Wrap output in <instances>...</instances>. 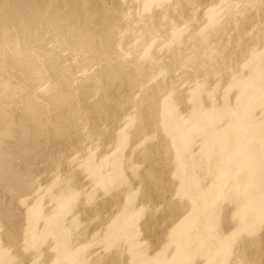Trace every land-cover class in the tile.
Returning <instances> with one entry per match:
<instances>
[{
    "label": "bare ground",
    "instance_id": "bare-ground-1",
    "mask_svg": "<svg viewBox=\"0 0 264 264\" xmlns=\"http://www.w3.org/2000/svg\"><path fill=\"white\" fill-rule=\"evenodd\" d=\"M0 264H264V0H0Z\"/></svg>",
    "mask_w": 264,
    "mask_h": 264
}]
</instances>
